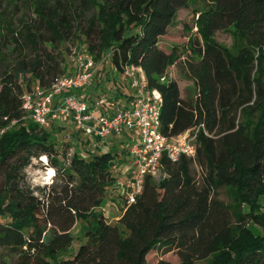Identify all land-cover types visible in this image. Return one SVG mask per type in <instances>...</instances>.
I'll use <instances>...</instances> for the list:
<instances>
[{"label":"trees","instance_id":"16d2710c","mask_svg":"<svg viewBox=\"0 0 264 264\" xmlns=\"http://www.w3.org/2000/svg\"><path fill=\"white\" fill-rule=\"evenodd\" d=\"M190 1L23 0L28 21L20 26L0 13V41L13 59L0 72V250L14 264H146L150 251L173 250L177 263L157 264H264V0H206L197 26L202 40L190 38L181 50L193 102L168 77L180 52L159 47ZM230 29L243 40L232 52L210 39ZM69 41L83 43L96 61L108 57L121 77L124 68L139 67L146 89L161 96L166 137L204 127L195 156L162 158L159 176L145 179L113 224L101 206L116 146L65 158L53 126H38L21 108L25 92L62 76L58 46ZM41 156L58 182L33 190L24 170ZM220 188L228 202L218 199Z\"/></svg>","mask_w":264,"mask_h":264},{"label":"built area","instance_id":"2783aa9c","mask_svg":"<svg viewBox=\"0 0 264 264\" xmlns=\"http://www.w3.org/2000/svg\"><path fill=\"white\" fill-rule=\"evenodd\" d=\"M75 67L72 74L55 78L46 88L35 86L25 92L21 108L40 127L47 128L58 120L70 121L73 133L87 137L88 146L94 150L110 137L117 140L133 134L134 142L128 150L133 173L121 188L125 206L136 202L147 177L159 176L162 158L174 163L181 156H195L196 137L200 129L204 130L203 125L178 136L163 135L160 131L161 96L155 90L146 89V77L139 67L123 70L122 76L133 90L126 105L109 96H101L94 103L80 97L77 92L90 85L96 72V60L78 54Z\"/></svg>","mask_w":264,"mask_h":264},{"label":"rangeland","instance_id":"374dc122","mask_svg":"<svg viewBox=\"0 0 264 264\" xmlns=\"http://www.w3.org/2000/svg\"><path fill=\"white\" fill-rule=\"evenodd\" d=\"M22 2L23 0H12V3L9 4V0H0V13L2 11L5 12V16L7 17V19L11 20L13 26H20V19L22 18L24 19V21H28V12L23 15ZM206 7V0H191L186 7L180 9L177 12L176 19L167 29L166 33L159 40V47L163 51L169 53L171 50L176 49L181 54L180 61L176 65H173L168 68V77L176 81L180 91V97L189 102H193L196 94V89L192 80L186 75L185 70L183 68L182 63L186 59V55L184 53H181V50L185 48L190 38L197 37L202 40V37L198 32L197 26L200 13L201 11L206 9ZM210 39L217 45L227 49L230 52H232L236 47L239 46V44L243 42L241 38L235 35L232 29L228 31H218L214 33L210 37ZM10 49L11 47L5 48V44L0 41V72L6 69L7 66L12 65L13 59L12 55H10ZM58 50L61 53L60 57L63 59L62 67L64 73L62 75H69L75 71V60L78 54L82 56H91L86 51L83 43H73V41H69L61 46H58ZM91 57L94 58V56ZM96 66V68H102L100 74L102 76L103 83L98 89L92 90V93L89 94L90 99L97 100L102 95L109 96L115 99L117 96V93H115L116 91H114L113 88V82L115 81L113 80V77L115 75L110 76L109 71L111 64L109 58L107 57L102 60H97ZM118 77L121 79L123 76L121 77L120 75H116V78ZM120 82L121 85L117 84L116 86L123 89L124 92H128L130 88L128 86L127 81L121 79ZM24 115L25 117H28L27 114L24 113ZM52 126L54 128V131H56L54 135L56 139V145H62V150L64 152L65 158H70V155L73 153L74 150H78L82 155L87 156L97 151L85 144V142L88 140L87 137L73 133L70 121L65 120L63 122L58 120L53 125L49 124L47 129H50ZM120 140L123 139L121 138L115 140L113 138H110L105 140V143L107 142L110 147L112 145H116L115 154L117 163H121L123 160L126 159L125 157L128 156L129 146L131 145L130 141H127V143L123 142L121 144ZM106 150L108 149L105 148L97 152H104ZM117 166L118 164H116V167L113 169V182H116L117 180L119 183H125L126 180L123 179V177H125L124 174L118 172V169H121V167ZM129 173L132 174L133 172ZM54 174V170L48 166L47 158L45 156L33 158L31 159L28 167L24 170L25 183L29 186V188L33 190H36V188H42L44 186H50L52 183L58 182V179H56ZM193 175L196 180L199 181L201 179L202 172L197 166L193 167ZM118 193L119 191L117 192V194ZM217 196L218 199L223 202L229 201L224 188L218 189ZM111 197L112 202H110L109 207V205H106V202L108 201L107 203H109V199ZM123 208H125L123 196H118L116 195V193H112L111 190L109 191V189H107L104 197V204L101 206V209H103L102 213L105 214L106 222L110 224L115 223L119 215L121 214ZM249 227L253 230V232L258 231V228L252 224H250ZM73 233L77 234V228L73 230ZM78 244L79 242L75 240L74 245ZM14 261L15 259H12V257L8 256V254H6L3 250H0V264H14ZM159 261L177 263L178 257L176 255V251L173 250L166 254H162L161 251H150L146 255V264H157Z\"/></svg>","mask_w":264,"mask_h":264},{"label":"crops","instance_id":"0c3cea01","mask_svg":"<svg viewBox=\"0 0 264 264\" xmlns=\"http://www.w3.org/2000/svg\"><path fill=\"white\" fill-rule=\"evenodd\" d=\"M98 66V65H97ZM96 66V67H97ZM101 69L102 68H97L96 69V72H95V74L92 76V78H91V80H90V85L89 86H87L86 88H84V89H82V90H80V91H78L77 92V94L80 96V97H82L83 99H85V100H87V101H89V102H92V103H94L96 100H91L90 99V93H92V90L94 89V90H96V89H98L100 86H101V84L103 83V80H102V76H101V74H100V71H101ZM109 73H110V76L112 75V76H114L113 77V80H115L113 83H114V91H116L115 93H117V96H116V98L119 100V103L121 104V105H126L127 104V102L130 100H128V97L129 96H132L133 95V90H131V89H129L128 90V92H124L123 91V89H121V88H119L118 86H116L117 84L118 85H121V79H123L124 80V78L122 77L121 79L118 77V78H116V73H115V71L114 70H112V68L110 67V71H109ZM96 78H97V80H96ZM119 80V81H118ZM117 91H119V92H117ZM121 92V93H120ZM103 96V95H102ZM101 97V96H100ZM111 138V137H110ZM110 138H108V139H110ZM122 141L123 142H125V143H127V141H130V143L132 144L133 142H134V136H133V134H126L124 137H122ZM114 142V141H113ZM110 143V142H109ZM116 146V145H115ZM110 147V145H108V143L106 142L105 143V141L102 143V145L100 146V148L99 149H97V150H102V149H107V148H109ZM115 151H116V147H115V149H114ZM126 159L125 160H123L121 163H119L118 162V166L117 167H121V169H118V172L119 173H121V174H124V176L125 177H123V179H125L126 181H127V179L128 178H130V176L132 175V174H130L129 172H133V167H132V160H131V157H130V155L128 154V156L127 157H125ZM121 170V171H120ZM116 179V178H115ZM125 182V181H124ZM123 184H125V183H119L117 180H116V182L114 181V182H112V183H110V185L108 186V189H109V191L111 190V192L112 193H116V195H118V196H121V192H122V190H121V188H122V185ZM119 191V193L117 194V192ZM108 202V201H107ZM106 202V205L108 206L109 205V207H110V202H112V197L109 199V203H107ZM102 211H103V209H101ZM119 218V217H118Z\"/></svg>","mask_w":264,"mask_h":264}]
</instances>
